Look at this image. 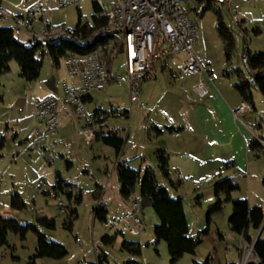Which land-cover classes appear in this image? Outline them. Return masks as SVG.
Here are the masks:
<instances>
[{"label":"rangeland","instance_id":"374dc122","mask_svg":"<svg viewBox=\"0 0 264 264\" xmlns=\"http://www.w3.org/2000/svg\"><path fill=\"white\" fill-rule=\"evenodd\" d=\"M35 1L21 0V5L28 6ZM99 2L106 12L112 10L113 0ZM183 3L190 17L197 23L195 53L206 64V61L210 62L217 81L224 83L226 89L239 94L234 87L237 82L235 69L241 68L248 74L249 70L242 60L246 49L249 48L252 53L264 51V0H232L231 5L214 3L205 12L203 2L183 0ZM7 4L9 3L6 0H1L0 7L9 6ZM218 9L222 11L235 34L236 47L229 62L226 59L224 42L217 31ZM79 12L82 23H92L93 0H74L65 6L53 8L47 16L54 26L64 25L65 28L75 29L80 18ZM233 13L237 14L240 20L247 22L246 31H243L241 24L236 25L233 22ZM8 22L4 23L11 24ZM256 27H259L261 32L256 33L253 30ZM16 34L29 44V32L16 29ZM165 58L175 77H171L170 70H152L150 77L142 83L139 99L132 101L126 82V56L124 53L117 55L112 64V72L121 78L108 85L105 90L93 92V101L87 103L85 116L64 118L58 135L53 138L35 135L33 104L37 98L62 93V82L68 78L65 57L56 65L46 51L42 57L40 76L33 81L20 76V67L16 60H12L10 69L0 75V136L6 137V145L0 149V214L16 218L22 223L33 224H37L38 214L55 217L54 230L40 226L38 228L48 238L61 242L68 250V254L62 259L43 257L38 258L35 264H94L103 253L107 255L109 264H172L167 242L157 241L155 237L154 226L158 217L151 206L143 207L145 230L138 234H130L121 225L106 227L104 222L94 216V206L99 202L107 203L108 218L120 215L123 210L126 199L120 194L118 173L115 169L119 157L121 160L129 159V164L139 169V157L145 154V162L147 161L148 166L155 171L158 182L168 186L173 194L184 197L192 234H197L201 225L207 226L209 207L217 199L214 184L227 175L239 183V189L232 192L233 198H247L252 205L264 207V150L247 148L246 143L252 140V133L245 128L239 130L238 127L239 133L233 137L228 135L229 140H222L225 144L220 142L218 146H207L208 142L205 143V140L197 143L195 141L191 145L187 143L195 130L193 121L188 119L181 95L183 89H191L199 76H185L182 73L185 54ZM226 69L229 75L225 74ZM254 101L255 109L247 114L246 121L253 128L257 122H261L262 127L258 129V134L264 138V96L258 89L254 90ZM97 108L110 110L108 114L102 112L99 115L103 118L102 121L93 120L100 132L106 133L115 129L125 138L119 157L113 147L102 141L94 139L88 142L85 139L87 125L83 120ZM126 109L131 113L129 117L124 114ZM260 113L263 114L262 118ZM152 122L162 127L168 123L186 122L189 128L192 127L193 129L187 130L188 135L182 134V141L185 139L186 142L183 143V152H176L178 143L175 137H165L172 134L166 128L167 134L165 133L164 137L156 136V130L149 128ZM163 146L171 155L170 177L177 184L178 191L158 166L154 152ZM224 156L233 157L237 161L236 164L234 161L229 165L224 164L226 173L220 176V170L215 166ZM198 159H207L203 167L197 166ZM67 160L72 161L70 168L67 167ZM236 165L243 166L240 169L247 172L248 176L237 175L239 167ZM58 170L65 179L76 183L82 190L83 200L80 204L76 205L75 200L68 199L65 194H54L52 185ZM178 170L186 178L184 182L179 180ZM99 186H102L103 191ZM14 191H18L28 203L26 209L11 207V195ZM45 191L48 193H44ZM134 193L137 197L140 196L139 186ZM221 197L224 200L223 208L212 214L210 232L204 236L196 254L186 253L176 264H193L194 259L203 261L209 255H213L216 263H225L229 259L239 263L240 256L234 245L238 235L231 230L228 223L233 212L232 203L226 200L225 194ZM75 206L78 213L73 220L72 229L69 230L66 222L70 209ZM259 231L250 229L253 238ZM106 234L116 236L115 240L109 244L105 243L102 238ZM220 235L225 238H220ZM261 235L264 237V229ZM124 240L138 242L141 253L136 255L124 249ZM36 246V233L31 231L25 240H21L15 233L9 232L8 244L0 247V264H31L30 258Z\"/></svg>","mask_w":264,"mask_h":264},{"label":"trees","instance_id":"16d2710c","mask_svg":"<svg viewBox=\"0 0 264 264\" xmlns=\"http://www.w3.org/2000/svg\"><path fill=\"white\" fill-rule=\"evenodd\" d=\"M205 3L203 11L210 9L214 0H195ZM79 22L75 27V32L82 38L91 37L89 44L83 43L81 39L75 37H57L52 39H34L29 38V44L22 41L16 34V27L12 24L0 23V75L10 69V62L16 60L20 67V76L28 81L36 80L41 73L43 67V55L47 52L51 55L54 63L59 65L60 59L69 54H90L99 52L103 62L112 69L114 58L121 51V47L115 51L114 46L117 45L116 37L113 34H103L97 32L101 26L108 22V15L100 4L99 0H93L92 23H82V16L79 12ZM217 31L224 42V50L226 59L229 62L236 47V39L233 28L224 18L222 11H216ZM259 33L256 27L253 29ZM97 32V33H96ZM114 46L109 47L110 43ZM248 57V74L241 68H236L237 82L234 87L252 109H255L254 90L258 89L264 96V51L252 53L249 48L245 53ZM228 74V70H225ZM108 114L110 110L101 108L95 109L91 115L90 123L95 124L93 120L102 121L101 113ZM115 112V111H114ZM125 116H128L129 111L125 110ZM99 117V118H98ZM261 122H257L256 129L261 128ZM157 134L163 132L157 126L153 127ZM168 131H178L173 127H167ZM96 140L102 141L104 144L115 149L118 156L125 143V138L116 130H109L106 133L100 132L98 129ZM263 137L258 135L253 137L249 142L248 147L253 150H264ZM6 145V137L0 136V149ZM156 157L158 165L165 176L169 174V153L165 148H157ZM233 161H227L225 164H232ZM67 167L72 166V161H66ZM115 169L118 173L119 191L124 199H127L133 194L139 186V195L143 200L144 206H151L159 218V223L154 226V233L157 241L165 240L168 245L170 261L176 264L186 253L196 254L197 248L202 244L205 235L210 232V223L212 214L219 212L223 208L221 195H226V200L231 201L233 212L228 219L231 230L239 234L243 241L252 242L254 240L250 233V229H264V209L260 205H251L247 198H233L232 192L239 189V183L233 177H224L217 180L214 184L216 202L209 207L207 214V226L200 229L196 235H191L189 232L188 220L184 207L182 196H172L169 189L158 182L155 171L150 167L144 170L141 168H133L128 160L119 159L116 162ZM143 173V174H142ZM264 184V180H263ZM103 190L102 186H99ZM54 194H65L68 199H74L77 204L83 200L82 190L72 181L65 179L61 172H56L55 182L52 185ZM44 193H48L45 191ZM98 196V195H97ZM99 198V197H97ZM10 205L14 209L22 210L28 207V203L23 196L14 191L11 195ZM94 216L101 222L108 219L109 210L105 203L99 202L94 206ZM78 209L73 207L69 211V217L66 222L67 228L72 229L73 220L77 217ZM37 224L31 222L22 223L16 218L6 217L0 214V247L8 244V234L13 232L25 240L29 232L37 234V246L34 253L31 255V264H35L38 258L49 257L53 259H62L68 254L66 247L59 241L48 238V236L40 231L38 226L47 230L56 228V218L53 216L38 214L36 218ZM262 233V232H261ZM257 237L254 244V252L251 255L249 264H264V237ZM222 237V235H220ZM116 236L106 234L102 239L109 244L115 240ZM124 249L139 255L141 247L138 242L124 240L122 243ZM239 248V244H238ZM260 260L255 263L254 260ZM94 264H109L106 254H100L98 262ZM193 264H238L230 260L225 263H216L211 255L205 260H194Z\"/></svg>","mask_w":264,"mask_h":264},{"label":"built area","instance_id":"2783aa9c","mask_svg":"<svg viewBox=\"0 0 264 264\" xmlns=\"http://www.w3.org/2000/svg\"><path fill=\"white\" fill-rule=\"evenodd\" d=\"M74 0H36L31 6L23 9L18 15L5 10L1 11L0 23L8 22V18L17 29L27 31L34 39H52L57 37H75L83 43L89 44L91 37L82 38L74 29L64 25L54 26L45 21L48 13L55 7H62ZM217 3L231 5V0H214ZM108 15V22L97 31L103 34H113L117 45L115 51L124 53L127 64V86L132 101H137L142 91V83L150 77L154 64L163 57L176 54H185L186 59L181 68L185 76H200L195 91L200 97L209 93L206 77L211 82L212 72L208 64L203 62L194 51V44L198 39L197 23L190 17L183 0H113V7ZM232 20L236 25L241 21L233 13ZM96 32V33H97ZM242 60L248 66V57L243 55ZM65 65L68 78L62 82L61 94H49L34 101L33 118L36 120L35 135L37 137L53 138L58 135L59 125L63 114L71 117H84L88 98L93 92H101L108 85L118 81L120 75H114L112 69L103 62L101 54H69L65 56ZM205 77V78H204ZM75 81V83H74ZM252 107L242 101L233 110L235 119H240ZM260 117L263 114L260 113ZM98 128L88 121L85 130V139L92 142L96 138ZM177 175L181 182L186 178L178 170ZM242 175V174H240ZM126 202L128 209L116 217L108 218L106 227L121 225L130 234H138L145 230L143 215V200L135 193L131 194ZM257 238L248 243L241 238L239 250L241 258L238 264H249L254 252ZM260 260L255 259L258 263Z\"/></svg>","mask_w":264,"mask_h":264},{"label":"crops","instance_id":"0c3cea01","mask_svg":"<svg viewBox=\"0 0 264 264\" xmlns=\"http://www.w3.org/2000/svg\"><path fill=\"white\" fill-rule=\"evenodd\" d=\"M0 2H1V0H0ZM6 2L9 3V4H7L9 6L0 7V14H1L2 10H5V11H7V12L13 14V15H18V14L23 12V9H25V8H27V7H29V6H31L33 4L32 3V4L28 5V6H23V5H21V0H18V1L17 0H6ZM215 3H217V2H215ZM231 3H232V0H231ZM8 20H9L8 23H11L9 18H8ZM45 21L47 23L50 22V20L48 19V16H46ZM240 21H241V25L243 26V29H244L243 31H246L247 30V25H246L247 22H245L244 19L240 20ZM257 28L259 29V27H257ZM259 32H261V29H259ZM176 55H179V54H176ZM169 56H174V55H169ZM165 57H167V56H165ZM165 57H163L160 62L154 64L152 70L161 69V71H163V72L167 71V70H170L171 71V77H175V74H174L172 68L169 67V62H168V60ZM185 59H186V55H185ZM185 59L183 60L182 66H183V64L185 62ZM206 62L208 64V66L210 67V65H209L210 62L209 61H206ZM210 70L212 72L213 80L210 82L207 79V77L206 78L204 77L206 79L205 81H206L207 87L209 89V93L206 96L200 97L195 91V86L198 84V82L200 80V76L197 77L198 79L192 85L191 89L189 88L187 90V89H183L182 88L183 89L182 90L183 94L181 95V97H182V100H184V103L186 105L185 108L187 109L186 111H187L188 119L191 122L193 121V125L192 126L194 127V130H195V131H192V136L189 137V139L187 140V143L189 142V144L191 145L195 141L197 143V142L205 140V143L208 142L207 146H213V147L216 146V145L218 146L220 144V142H222V140H227L228 139V137H227L228 135H232V137H233L236 133H239L238 131L242 130V128H245L246 130L250 131L252 133L251 134L252 138L258 136L259 135L258 134V129H256L255 126L253 128L246 121L247 114L249 112L246 115H244L242 118H240V119H235L234 116H233V110L235 108H237L242 101H244L242 99L241 95L235 93L234 90L226 89L223 86L224 83H222L219 80L217 81L215 79V76L213 74V70H212L211 67H210ZM74 83H75V81H74ZM87 100H88V102H92L93 101V95H91ZM33 110H34V104H33ZM130 114L131 113L129 111L128 117L130 116ZM91 115L92 114H88V117H86V119L83 120L84 124L87 125L88 121L90 122L92 120L91 119ZM66 117L73 118V117L68 116V115H66L64 113L63 116H62L61 121L64 118H66ZM190 121H189V124H191ZM60 125H61V122H60ZM60 125H59V127H60ZM155 126L160 128L161 130H163V132L160 133L159 135L156 134V136H162V137H164L167 134L166 133L167 131L165 130V128H167V127H173L174 129H180L178 131H173L172 134H167V136H165V137H167V138H168V136L169 137H175L177 139L176 141L178 143V145H177L178 147L176 149L178 151H176V152H180V153L183 152V149H182V147L184 146L183 143H186L185 139H184V141H182L183 136L185 134L188 135L189 131H187V130L188 129H193L192 127L189 128L188 124L186 122L185 123L181 122V123H178V124L177 123H175V124L174 123H168V124L165 125V127H162V125H159L156 122H152V125H150L149 128L150 127L153 128ZM237 127H238L239 130H237ZM149 128H148L147 131H149ZM113 130H115V129H113ZM58 132H59V129H58ZM128 134H130V133L128 132ZM148 134L151 135L150 133H148ZM182 134H184V135H182ZM263 142H264V140H263ZM222 143L225 144L226 142H222ZM248 143L249 142L246 143L247 148H248ZM263 146H264V144H263ZM161 148H165V147L163 146ZM156 150L157 149H155V152H154L155 156H156ZM121 152H122V150H121ZM121 152H120V154H121ZM120 154L118 155V157L120 156ZM144 156H145V154L141 155L139 157L141 159L140 168L142 170H144L146 167H148V163H147V161L145 162V157ZM170 156L171 155L169 154V159H170ZM199 158H201V157H199ZM119 159H122V158L119 157ZM211 159H213V158H211ZM125 160H129V159H125ZM205 160H207V159H198L196 161L197 164H198L197 166L203 167L205 165L204 164ZM227 161H234L235 164H236L237 159H235L233 157H230V156L221 157V160H218L217 161V165L215 166V168H217V170H220V171H218V174L220 176L226 173L225 170H224L225 169L224 168V164ZM169 166H170V164H169ZM236 166L239 167L238 170L236 171L237 175L242 176V177L248 176L247 172L245 173L244 171H242L240 169V167L243 168V166H241V165L240 166L236 165ZM168 168H170V167H168ZM228 170H230V169H228ZM240 174H242V175H240ZM165 177L168 178V180H170L173 188L176 191H178L177 184L174 181L171 180L170 170H169L168 176H165ZM226 177H230V175H227ZM166 187L169 189V191H170L172 196H174V197L181 196V195H178V194H175V193L173 194L172 191L170 190V188L168 186H166ZM183 202H184V197H183ZM105 204L107 206V203H105ZM256 205H258V204H256ZM128 207H129V204L127 202H125V205H123V210L119 214H121L123 211L128 209ZM184 207H185V204H184ZM107 208H108V206H107ZM263 209H264V207H263ZM108 210H109V208H108ZM185 211H186V209H185ZM186 216H187V212H186ZM187 220H188V217H187ZM157 223H159V218H158ZM188 226H189L190 234L191 235H196V234H192V230H191V226H190L189 220H188ZM203 228H204V225H201L200 229H203ZM262 231H263V229L260 231V233ZM237 235H238L237 243H235L234 245L236 246L238 256H240V258H241V254H240V250L238 248V244L240 243V240H241L242 237L239 234H237ZM258 235H259V233H258ZM220 238L224 239L225 237L224 236H222V237L220 236ZM228 247H229V245H228ZM211 256L213 258V255H211ZM194 260H196V259H194ZM231 260H234V259H231ZM229 261H230V259H229Z\"/></svg>","mask_w":264,"mask_h":264},{"label":"water","instance_id":"95a60500","mask_svg":"<svg viewBox=\"0 0 264 264\" xmlns=\"http://www.w3.org/2000/svg\"><path fill=\"white\" fill-rule=\"evenodd\" d=\"M261 230H262V227H261L260 231H261ZM260 231H259V235H260ZM259 235H258V236H259ZM258 236H257V237H258ZM257 237H256V238H257Z\"/></svg>","mask_w":264,"mask_h":264}]
</instances>
